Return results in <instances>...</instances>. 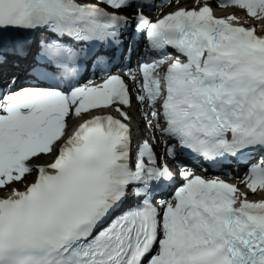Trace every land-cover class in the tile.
Wrapping results in <instances>:
<instances>
[{"label":"snow or ice","instance_id":"1","mask_svg":"<svg viewBox=\"0 0 264 264\" xmlns=\"http://www.w3.org/2000/svg\"><path fill=\"white\" fill-rule=\"evenodd\" d=\"M165 3L0 0V264H264V199L164 161L243 163L240 182L264 192V34L209 3L145 15ZM220 6L264 21V0ZM126 33L162 56L139 77L111 72ZM10 56L26 84L5 72ZM89 64L102 82L80 83ZM125 77L161 155L155 135L133 150Z\"/></svg>","mask_w":264,"mask_h":264},{"label":"bare ground","instance_id":"2","mask_svg":"<svg viewBox=\"0 0 264 264\" xmlns=\"http://www.w3.org/2000/svg\"><path fill=\"white\" fill-rule=\"evenodd\" d=\"M206 1H208V0H199L200 3L201 2H206ZM195 2H196V0H179V4H176L175 0H173V3L171 5L167 4L164 7L163 11L166 10V9H169L171 7L177 6V5H186L187 7H191V6H193L195 4ZM230 8L232 9V12L239 13L240 15H242L241 19L246 20V21H250L252 19L251 17L245 16L238 9H235L232 6ZM155 134H159V132L153 130V135H155ZM43 159H47V158H43ZM240 185H243V184L240 183ZM263 197H264V192L252 193V192L248 191V198L261 199Z\"/></svg>","mask_w":264,"mask_h":264},{"label":"rangeland","instance_id":"3","mask_svg":"<svg viewBox=\"0 0 264 264\" xmlns=\"http://www.w3.org/2000/svg\"><path fill=\"white\" fill-rule=\"evenodd\" d=\"M196 5H198V4H196ZM144 134L147 135V136H149V137H151V134H150V131L149 130H145L144 131Z\"/></svg>","mask_w":264,"mask_h":264}]
</instances>
